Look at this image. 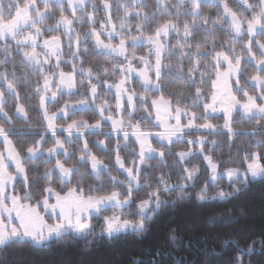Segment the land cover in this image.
<instances>
[{
  "label": "snow or ice",
  "instance_id": "snow-or-ice-1",
  "mask_svg": "<svg viewBox=\"0 0 264 264\" xmlns=\"http://www.w3.org/2000/svg\"><path fill=\"white\" fill-rule=\"evenodd\" d=\"M217 33L225 39L217 40ZM144 48L137 55L135 50ZM90 55L103 63L85 67ZM17 58L26 70L19 74ZM242 61L255 74L242 70ZM134 78L140 92L131 86ZM241 80L253 94L240 86ZM173 81L187 83L194 92L187 98L184 90L166 96ZM6 92L16 101L15 117L30 131H15L13 116L5 110ZM21 92L38 101L35 125L20 103ZM48 105L56 110L50 112ZM86 112L94 114V123L67 122L69 114ZM212 120H223L219 130ZM102 122L111 131L104 133ZM243 122L260 127L238 133L233 124ZM85 132L109 141L93 146L114 157L112 168L89 148ZM196 134L199 139L187 138ZM214 135L264 137V0H99V5L97 0H0V251L20 244L46 248L66 238L91 245L128 232L142 237L150 230L148 222L175 203L167 197L182 201L196 187L200 169L186 166L195 157L206 161L210 172L195 194L201 205L230 200L250 182L264 180V139L247 145L258 150L238 153L240 166L220 171L213 156L205 154L207 137ZM25 136L31 143L23 142ZM181 142L188 150L174 152ZM66 143L80 147L70 153ZM165 149L180 165L178 182L171 184L168 173L161 172L153 188L146 177L168 166ZM125 150L127 164L121 157ZM88 179L98 183L87 184ZM225 179L230 190L219 186ZM141 189H147L146 198L137 201ZM108 212L113 214L104 215ZM178 228H169L173 244L180 241ZM229 243L240 253L229 264H245L253 245ZM255 243L264 248V240ZM162 254L153 250L151 259L131 264H162Z\"/></svg>",
  "mask_w": 264,
  "mask_h": 264
},
{
  "label": "trees",
  "instance_id": "trees-1",
  "mask_svg": "<svg viewBox=\"0 0 264 264\" xmlns=\"http://www.w3.org/2000/svg\"><path fill=\"white\" fill-rule=\"evenodd\" d=\"M99 5V0H97ZM210 15L213 14L211 9H203ZM115 14V8H113ZM78 31L86 32L87 28ZM64 38L62 37V40ZM217 40H224L225 36L221 33H217ZM137 55L143 54L147 51V48L136 49ZM258 55V53H257ZM17 72L18 74L26 71L19 67V58H17ZM103 60L95 55H90L89 59L85 63V67L89 65L102 64ZM175 63V62H173ZM79 67V65H78ZM242 70L248 75L255 74L251 68L241 63ZM63 71H69L67 65H62ZM11 70V69H10ZM22 79V77H20ZM33 80L36 77H32ZM111 82V81H109ZM165 83H169L165 81ZM79 86V85H78ZM131 86L136 89L137 92L141 91L140 83L136 80H131ZM207 90L206 85H200ZM241 87L247 88L244 80H241ZM235 87V86H234ZM83 89L81 88V91ZM180 90L185 91V98L190 97L194 92L187 83L181 81H173L170 83V87L165 95L176 93ZM250 94L252 90L247 88ZM98 93H101V89L98 87ZM5 97L8 100L5 110L10 116H13V123L15 124L16 132L30 131V126L21 123V120L16 118L13 112V105L16 101L8 98V93H5ZM239 98V96H238ZM59 99V96H58ZM68 97H64L63 100H68ZM75 98L73 97V100ZM111 101L112 97H107ZM63 102V101H62ZM20 103H24L26 109L29 111V116L33 120L35 125L39 117L35 115V109L38 106V101L34 96L25 98L24 93L21 92ZM49 111H55L52 105H48ZM68 123L72 119L88 120L89 123L95 122V117L92 112L77 113L75 116L69 114ZM212 123L218 125L223 124V120H212ZM145 127V125H142ZM149 130L156 131L157 129L151 128L150 125L146 126ZM234 129L238 133L250 132L255 128L260 127L255 123H234ZM101 130L104 133H108L111 129L106 125H101ZM42 131V129H41ZM47 138V137H46ZM85 138L89 141V148L100 159L108 164L110 168L113 167V156H107L101 153L93 145L96 141L104 140L105 144H109V141L102 135L89 136L85 134ZM188 139H199V135H192L187 137ZM60 139L63 140L64 136L61 135ZM71 139H74L71 138ZM264 137H257L252 139L249 136L238 135L232 139H227L225 136L214 135L207 137L208 143L206 144L205 154L213 156V159L220 164V171H223L227 166L239 165L240 155L238 153L256 151L255 147L248 148L250 143L255 145L259 140ZM215 140L216 144L212 145L211 141ZM13 142L19 144L21 141L13 137ZM25 143H31V136H25ZM131 144V140L129 141ZM69 152L76 151L80 145H68ZM156 142L153 141V147H156ZM193 151H197L195 146H192ZM188 146L183 142L176 145L174 152L187 151ZM168 166L165 168L157 167L155 172L149 171L147 174V180L155 187V178L161 172H167L171 177L170 183L176 184L178 182V171L180 169L179 163L173 164L172 162L176 157L168 153L165 149ZM78 158L79 153L76 152ZM121 157L125 159L127 164L130 159V153L128 150L121 152ZM205 161L199 157L193 158L190 162H186V166H197L200 169L199 179L195 181L196 187L189 188L187 191L190 196L184 200H176L175 195L167 197L169 200L175 201L174 204L166 207L159 215L155 216L148 222L150 230L142 237L134 233L122 234L118 239L108 240L97 239L91 245H86L83 241L66 238L63 240L52 241L46 248H37L32 245H12L6 250L0 251V264H131L133 259L148 260L152 258L153 250H159L162 254L160 260L162 264H178L180 260L187 261L188 264H201V261L208 260L210 264H229L237 255H240L234 244L225 245L226 241H235L246 247L249 244L253 245L254 251L244 256L245 264H264V248L259 243L253 244V241L264 240V180H258L250 182L246 189L239 194L234 195L230 200H217L211 201L207 204L201 205L195 199V194L200 190V187L207 181L209 172H206ZM150 167H156V162L149 161ZM175 169V170H174ZM117 175L116 172L112 173ZM122 178V177H121ZM106 188L108 187V181L106 177H102ZM87 184H97L98 182L93 179L86 180ZM220 188L230 190L228 182L225 180L219 182ZM120 190V189H117ZM147 189H141L139 196L134 199L146 198L145 193ZM210 194H214L215 189L209 185ZM134 216L136 209H130ZM112 212L104 213V215H112ZM127 215V213L125 214ZM45 219H48L45 217ZM52 221L49 220V223ZM100 221L93 220V225H99ZM180 225L178 232L180 234V241L176 244L171 243L168 240V232L170 226ZM215 252L217 255L212 256L208 253Z\"/></svg>",
  "mask_w": 264,
  "mask_h": 264
},
{
  "label": "rangeland",
  "instance_id": "rangeland-1",
  "mask_svg": "<svg viewBox=\"0 0 264 264\" xmlns=\"http://www.w3.org/2000/svg\"><path fill=\"white\" fill-rule=\"evenodd\" d=\"M202 132L205 131V130H201ZM205 163V166H206V161L204 162ZM209 175H210V172H209ZM225 181L227 182V180L225 179ZM258 181V180H257ZM255 182V181H253ZM128 233H132V232H128Z\"/></svg>",
  "mask_w": 264,
  "mask_h": 264
},
{
  "label": "crops",
  "instance_id": "crops-1",
  "mask_svg": "<svg viewBox=\"0 0 264 264\" xmlns=\"http://www.w3.org/2000/svg\"><path fill=\"white\" fill-rule=\"evenodd\" d=\"M134 80H136V81H137V79H135V78H134ZM216 115H219V114H216ZM102 124H104V123L102 122ZM102 124H101V125H102ZM85 134H88V133H87V132H85ZM65 135H66V133H65Z\"/></svg>",
  "mask_w": 264,
  "mask_h": 264
}]
</instances>
